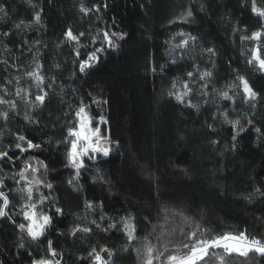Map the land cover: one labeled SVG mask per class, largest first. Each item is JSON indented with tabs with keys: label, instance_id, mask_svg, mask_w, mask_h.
<instances>
[{
	"label": "trees",
	"instance_id": "obj_1",
	"mask_svg": "<svg viewBox=\"0 0 264 264\" xmlns=\"http://www.w3.org/2000/svg\"><path fill=\"white\" fill-rule=\"evenodd\" d=\"M0 3L7 10L6 16L0 13V89L8 91L6 98L17 100L15 110L0 105V111L8 112L7 120L0 117V150L19 155L14 148L18 135L42 145L39 151L25 152L17 163L22 166V160L34 154L52 169L50 172L41 169L37 178L51 182L53 189L49 192L43 185L38 186V191L34 188L32 203L40 208L38 199L42 192L63 209L64 216L57 228L47 236L61 254L57 257L60 264H90L87 257L93 247L98 252L107 247L116 253L111 260L107 253H101L109 264L113 261L143 264L144 256H138L136 251L137 241L129 243L121 231H103L108 223L129 213L136 217L138 239L151 232L152 225H157V233L149 237L153 244H157L154 236L161 227L167 232L182 226L180 216H174L175 213L188 216L213 233L246 232L249 237L264 239V196L255 192L256 187L264 191V72L247 64L257 46L264 58V38L259 42L240 40L242 35L264 32V18L252 12V0H0ZM103 3L108 8L99 13L84 16L79 11L81 6L91 8ZM256 7L264 11V0H256ZM189 9L193 12L191 22H179L178 17ZM38 11L41 24L35 25L31 22ZM113 19L119 27L112 30L126 32V40L120 42L118 51L104 54L100 63L88 70L90 75L81 77L73 63L72 46L62 43L65 31L68 28L74 34L84 31L83 42L87 43L88 33L95 36L97 31L107 30ZM21 20L24 24L16 29L15 24ZM6 31L11 35L4 36ZM179 31L190 33L196 40L189 41L183 49L170 51L176 40L187 38L177 37L165 44ZM25 40L27 43H23ZM208 48L214 49L215 55L208 53ZM171 59H176L177 64L168 66L164 74L151 73V66ZM37 63L43 65L46 78L55 76L56 80L46 87L48 96L43 107L35 102L38 92L29 87L26 75ZM193 65H199L201 72H213L205 90L207 96L197 91L203 81L190 82L193 87L190 99L199 106L198 112L168 95L169 91H183L182 82L187 80V71H194ZM237 75L244 76L259 94L256 107L243 103L239 95L235 96V104L217 95L220 91L233 95L227 86L234 81L238 83ZM175 77L179 80L173 89ZM17 88L31 91L32 95L27 101L20 100L15 96ZM3 94L0 90V95ZM92 98L103 104L102 108L92 105V111H102L108 118L106 127L111 132L112 151L109 157H98L95 163L85 158L88 170H81L79 180L69 185L73 173L64 167L65 145L57 148V143L67 136L81 100L89 104ZM32 104L37 106L33 108ZM226 106L227 119H239L247 128L235 142L231 140V125L224 123L225 117L217 110ZM26 114L38 124L25 121ZM248 120L253 121L252 127L247 125ZM209 124H214L215 131L209 129ZM253 127L260 128L261 134ZM213 140L218 143H212ZM16 170L5 167L0 172V177H8L4 180L7 188L3 190L10 199L7 211L11 217L0 219V264L51 259L46 251L47 239L34 242L26 231L18 228V224L27 226L28 222L22 214L27 210H22L26 197L21 191L26 185L12 179ZM28 175L31 178L30 172ZM87 201L96 205L95 211L86 209ZM47 210L52 213L53 208ZM101 211L106 216L102 222ZM93 219L101 223L100 229L91 225ZM76 225L93 227V232H77L72 236L69 233ZM29 252L31 257L27 255ZM250 256L253 257L250 260L236 258L234 264L242 261L261 264L262 258L251 253Z\"/></svg>",
	"mask_w": 264,
	"mask_h": 264
},
{
	"label": "snow or ice",
	"instance_id": "obj_2",
	"mask_svg": "<svg viewBox=\"0 0 264 264\" xmlns=\"http://www.w3.org/2000/svg\"><path fill=\"white\" fill-rule=\"evenodd\" d=\"M243 6V5H242ZM108 4H94L91 8L81 6L79 11L84 16H89L90 13H99L101 10H107ZM201 11H203V6H201ZM252 12L257 16L264 18V11L258 10L256 7V0H252ZM0 13L7 15V10L5 6L0 3ZM193 17V12L189 9L185 14L178 17L179 22L189 23L190 18ZM176 21H170V23H175ZM35 25L41 24V13L38 11L33 16V21ZM24 21L15 24L16 29H20ZM31 27V24L29 25ZM119 25L115 19L112 20L111 25L108 30H99L95 36H91L88 33L87 36L90 40L85 43L83 42L86 38V33L80 31L78 34H74L71 28H68L64 33V41L72 46V51L74 53L75 59L73 61L74 65L77 67L78 72L81 77L90 75L88 70L93 69L101 61L104 54L116 52L120 48V42L126 40L127 33L123 31L112 30L118 28ZM4 36H10L11 32H4ZM177 37H187L184 39L176 40ZM264 38V32L255 31L251 35H242L240 40L243 41H261ZM176 40V44L172 45L170 51H174L175 48H185L189 41H195L196 37L192 36L190 33L179 31L171 35L165 44H170L171 41ZM27 43V41H23ZM81 49H84L82 52ZM208 53L215 55V51L212 48L207 49ZM177 64L176 59H171L166 61L164 64L153 65L150 71L153 75L158 72L164 74L168 66ZM213 68L215 67V62L212 61ZM248 65H255L259 71L264 72V58L261 57L260 48L257 46L252 51L251 59L247 60ZM58 69L59 64L55 65ZM194 71H187V80L182 82L183 91L177 89V91H169L168 95L174 98L178 103L186 106L189 109H194L197 112L200 110L199 106L192 103L190 97L193 95V87L190 86V82L195 84L196 81H203L204 83L199 86L197 91L201 96H207L208 93L205 91L209 87V81L213 77V72L211 70H206L201 72L199 65H193ZM29 81L30 88H35L38 94L35 95V102L38 103L40 107L45 105V100L48 96L46 87H51L55 84V76L46 78L43 71V65L37 63L34 70L27 71L26 73ZM75 75V74H74ZM179 77L173 78L171 87L173 89L177 88V81ZM237 82L230 83L227 87L233 92V95H229V91H220L217 93L221 99L235 104V96L239 95L242 102L249 104L251 107H256V101L258 99V93L253 90L249 81L242 75H237ZM19 83V81H17ZM3 91V95H0V105L8 106L10 109L15 110L17 107V100L6 98L9 93L6 89H0ZM215 91V89H213ZM32 95L31 91H26L17 88L15 96L20 100L27 101ZM91 95V94H89ZM188 98V99H186ZM213 103L215 101H212ZM103 103H108L103 101ZM209 103V101H205ZM92 105H96L98 108H102L103 104L100 100L92 98L89 104H85L81 100L78 108L74 112V123H72L67 128V136L57 143V148L61 144L65 145V168H70L72 170V177L69 179V185L73 184L74 181H78L81 177V170L87 171L88 166L85 162L87 160L95 163L98 157L107 158L110 156L113 143L111 138L110 129H107L109 124L108 118L100 112H93ZM37 104H32L35 108ZM221 114L225 117L224 123L230 124L232 127L231 140L235 142L237 137L242 133L247 131L244 125H241L240 120H228V107L220 109ZM0 117L5 120L8 119L7 111H0ZM25 121L32 123H37L30 115L26 114L24 116ZM213 121L216 120V115H212ZM247 125L249 127L253 126V121L248 120ZM210 130L215 131L214 124L208 125ZM102 129H105L102 131ZM253 130L261 134V129L258 127H253ZM16 143L14 148L19 150V155H12L8 150H0V172L4 171L5 167L10 169H17L12 174V179L16 181L17 184L24 182L26 185L21 191L26 197L25 203L22 205L23 218L27 221V226L24 223L18 224V228L21 231H26L27 236L31 238L32 241H42L47 239L50 230H55L58 226L59 220L64 216L63 209L51 202L50 196L44 193L39 194L38 203L40 208H37V203H32L34 199V188L38 191V186L43 185L47 188L49 192L53 189V184L37 178V174L41 172H50L52 169L43 160H40L36 155H28L22 160V166L17 162L21 161V157L25 152L34 153L42 149L41 144L34 143L32 140L28 139L24 135H18L16 137ZM212 143H218V141L213 140ZM26 145V147L24 146ZM234 147V145H233ZM37 165L39 167H37ZM29 172L31 173V178H29ZM187 175V172H185ZM18 177L19 179H16ZM8 177L5 175L0 177V219L11 217L8 215L7 209L10 205V199L6 189L7 186L4 180ZM11 190V189H9ZM255 192L264 196V191L260 187L255 188ZM53 208L52 213L48 212V208ZM86 209L95 211L96 205L92 201H87L85 204ZM99 207L103 209V202H100ZM174 216H180L181 225L179 227L171 228L167 232L161 227L158 234L154 236L157 244L150 242L149 237L157 233V225H152V231L148 232L143 238L137 237V224L136 217L130 213L126 216H121L119 220L115 222H110L103 231L107 232L109 229H114L121 231L129 243L137 241L139 247L136 251L138 256L143 255V264H153L154 261L159 262V264H234L236 258H244V260H250L253 256H259L261 259V264H264V239L249 237L246 232H240L238 234L232 232L223 233H213V231L207 226H202L199 223L194 222L188 216H183L181 213H175ZM106 219L105 214L101 211L99 216V221L102 222ZM112 219V218H110ZM147 220L148 218H144ZM15 223V221H13ZM96 219L90 221L91 225H94L95 229L101 228V223ZM119 225V227H118ZM187 226V227H185ZM77 232H84L90 234L93 232V227L76 225L69 233L75 236ZM47 249L46 251L50 255L51 259H30L29 264H60V260L57 258L61 254L58 253L52 246V241L47 239ZM20 247H23L21 244ZM127 251V248L123 249ZM101 253H107L109 260H111L116 253L107 247L101 248L99 252L95 247H93L88 252V257L90 258V264H109V260H106ZM29 257L32 253L27 254ZM84 259V258H82ZM114 264V261H113ZM243 264V261L241 262Z\"/></svg>",
	"mask_w": 264,
	"mask_h": 264
},
{
	"label": "rangeland",
	"instance_id": "obj_3",
	"mask_svg": "<svg viewBox=\"0 0 264 264\" xmlns=\"http://www.w3.org/2000/svg\"><path fill=\"white\" fill-rule=\"evenodd\" d=\"M108 30V29H107ZM105 129H102V131H104Z\"/></svg>",
	"mask_w": 264,
	"mask_h": 264
}]
</instances>
